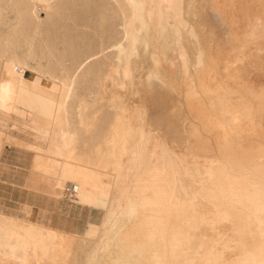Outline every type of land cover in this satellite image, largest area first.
<instances>
[{
  "label": "bare ground",
  "instance_id": "1",
  "mask_svg": "<svg viewBox=\"0 0 264 264\" xmlns=\"http://www.w3.org/2000/svg\"><path fill=\"white\" fill-rule=\"evenodd\" d=\"M209 1L228 20L213 46L184 0H0V110L45 140L0 134L102 210L80 234L0 213V264H264V0ZM132 71L141 103L116 89Z\"/></svg>",
  "mask_w": 264,
  "mask_h": 264
},
{
  "label": "rangeland",
  "instance_id": "2",
  "mask_svg": "<svg viewBox=\"0 0 264 264\" xmlns=\"http://www.w3.org/2000/svg\"><path fill=\"white\" fill-rule=\"evenodd\" d=\"M218 1L220 2L219 4L222 3V0H218ZM237 1H239V0H236V2ZM209 2H210L209 0H193V1L189 2L190 5L189 4L187 5L186 0H184L183 16L185 15L184 18L186 20L195 22L197 25L196 28L199 29L200 35L202 37L204 36L203 37L204 42L206 44H212V46H213V45H215V42L219 43V42H222L225 40V38L227 36V30L226 29L228 28L227 27L228 26V23H227L228 20L221 16L222 14H224L221 9L218 10L217 8H215V6H212ZM235 13H237V16L235 17V19L237 18L240 22H242L243 21V14H242L243 12L242 11H236ZM38 14L40 16H44L43 10L38 9ZM216 14H217V16H216ZM9 15H10V18L13 17L12 16L13 14L11 12L9 13ZM224 19H226L227 21ZM62 21H64V20H61V22ZM222 21H223V23H222ZM224 26H225V30H224ZM204 34L205 35L207 34V36H205ZM183 43H185L184 40H183ZM177 49L178 48L170 49L167 53L168 56L165 55L167 57V60L169 59L168 63L166 62V64L167 65L171 64L172 67L170 66V68H168L164 62H161V63L159 62L161 64L160 66H162L165 70H167V69H169L171 71L174 70L175 71V73H173L174 75H176L178 73L180 60H181L180 59L181 55H179L180 54L179 49L178 50ZM185 50L187 51L188 48H186V46H182V51H183L186 59H188V61L189 60L192 61L191 53L189 51L187 53ZM135 51H137V52H135V54L140 53L141 47L138 46L137 49H135ZM223 51H226V50H223ZM134 56L136 57L137 55H134ZM135 57L132 56V58H135ZM171 57L173 60L171 59ZM237 64L240 66V71H241L242 77H244L245 76V56L242 58V60L238 61ZM146 65L143 66L144 69H141L142 74H144L145 70L147 69ZM143 70H144V72H143ZM242 70H244V72ZM249 71L250 70H248V72H247V74L249 75V76L247 75L248 78L255 77V73H254L255 71H252V70L250 72ZM131 74L132 75H129L131 77L129 78L127 76V78H124V80H122L123 84L121 83V84L117 85L116 89H117V91L120 90L122 93H128L125 97V101L130 102V103H132V102L133 103L134 102L135 103H141L140 100L142 98V96H141L142 93L139 92L140 91L139 89L137 92H135L133 94L132 93L130 94L126 90L130 89V87L132 88L133 84L136 87H142L143 84H145V83L143 82V80L138 81V75H142V74H138L137 76H135V74H136L135 71H132ZM171 75L172 74H169V76H167V77L164 76L163 78L164 79L169 78V81H171L172 85L174 84V87L175 86H177V87L182 86V84L180 82H178L177 80L173 79L171 77ZM174 75H173V77H174ZM25 76H29V71H25ZM244 79H245V77H244ZM151 81L155 82V79L151 78ZM109 82L110 81H106V84H111ZM123 88H124V90H123ZM168 89L170 90V88H168ZM169 90H167V91L170 93ZM173 90H175V89L173 88ZM171 93L174 94V92H171ZM148 95L149 94H147L146 96L148 97ZM174 96L176 97V95H174ZM126 99H129L130 101L126 100ZM170 101H171V99L168 100L169 104L171 103ZM145 103H146V105H149V102H145ZM185 108L186 107L184 106L183 109H185ZM148 113L150 114L149 116H152V114L153 115L156 114V113H151V112H148ZM185 114L187 116H191V114L187 110H185ZM191 118L192 117H187V122ZM11 119H12V121L15 122L14 123L16 125V126L14 125L15 127H11V125H10ZM184 122H186V120ZM0 127L3 128L4 131L10 130L9 131L10 134H12V135L16 136L17 138L22 139L24 141H30L31 140V141H36L38 143H44V140H45L43 135L42 134L39 135V132L37 131V129L34 128L33 126H31L23 117H19V115L12 116V114L2 112L1 110H0ZM1 134H3V135H1ZM1 134H0V212L4 211V212H9V213L10 212L18 213L19 207L21 205H23L24 202H30L29 200H25V199H27V197H29L28 193H31V194H36V195H38V194L45 195L46 197L53 198V199L61 198L59 200L65 201V202L73 205V209H74L73 213L70 212L69 214H67L68 219H65L66 214L59 213V209L57 208V206H58L57 202L50 201L49 208L45 209V207H44L45 201L41 196H38L36 198L34 196L29 197L32 201L34 200L37 202V204L35 206V210L39 211V212L37 211L38 212L37 214L40 217H42L43 219L45 218V220L48 221V223H50L52 225V226H50L48 223H45V221L43 219H40L47 226H50V227L55 226L53 228L59 227L56 229L62 228L61 230L73 231V232L79 234L82 231V229L84 228L87 220L95 221V222L98 221V219L100 218L101 213H102L101 209L97 210V208H92V207L89 208V206H87V205H86L87 207L81 206L82 204L80 205L79 203L74 204V202L71 199L73 197V195H71L69 197V199H67L66 194H64L65 193L64 190H63L64 193L58 197H56L54 195L48 196L43 192L34 193L32 190H28L26 188V184L28 182V171L30 169L32 150L21 147V146L17 145L16 143L14 144V142H12V141L8 142L5 138V134L4 133H1ZM184 134H186V133L181 131V134H180L181 138H179L180 141L178 142L179 144L180 143L184 144V139H183ZM187 136L189 137V139L193 138V135H191V134H189ZM185 138H186V135H185ZM185 140H187V139H185ZM187 142L191 143L190 140L189 141L187 140ZM151 144H152L151 140H150V142L146 143L147 147H150ZM171 144H174V143L171 142ZM176 148H178V147H176ZM147 152L148 151L146 149V153ZM70 183H72V182L67 181L65 183V187L68 186ZM77 204H79V205H77ZM68 264H71V258H70Z\"/></svg>",
  "mask_w": 264,
  "mask_h": 264
},
{
  "label": "crops",
  "instance_id": "3",
  "mask_svg": "<svg viewBox=\"0 0 264 264\" xmlns=\"http://www.w3.org/2000/svg\"><path fill=\"white\" fill-rule=\"evenodd\" d=\"M29 150H31V149H29ZM33 162H34V152L32 151L30 169L28 171V182L26 184V188L28 190H32L34 193L43 192L48 196H51V195H54L56 197L61 196L63 194V192L62 191L60 192L58 185L54 184V186H51L50 183L47 181L48 176H46L41 171L33 169ZM66 182L67 181L64 182V184H63L64 186H65ZM28 194H29V197L34 196L35 198L38 196H41L45 201L44 202L45 203L44 204L45 209L49 208L50 201L57 202V205H58L57 208L59 209V213L66 214L65 219H68L67 214H69L70 212L73 213V210H74L73 205H71L65 201L59 200L61 198L53 199V198H48L45 195H41V194H38V195L31 194V193H28ZM29 197H27V199H25V200H29L30 202H24L23 205H21L19 207L18 213H12V212L9 213V212H4V211H2L0 213H3L5 215H10V216L21 217V218H23L29 222H32L34 224H39V225H42L45 227H49V228L55 227V226L50 227L52 225L50 223H48V221H46L45 218L43 219L42 217H40L37 214L39 212L38 210H35V206H36L37 202L34 200L32 201ZM72 201L74 202V204L79 203L80 205L82 204L81 206H86V204H83L80 202H75L74 200H72ZM79 204H77V205H79ZM89 208H90V206H89ZM92 208H95V207H92ZM98 209L99 208H97V210ZM101 212H102V210H101ZM101 216H102V213H101ZM101 216H100V218H101ZM100 218L98 219V221L100 220ZM40 219H43L45 221V223H48L50 226H47L46 224H44ZM98 221L95 222V221L87 220L84 228L86 227V225L88 223H97ZM56 228H59V227H56ZM56 228H53V229H56ZM61 229H57V230H61ZM83 229H82V231H83ZM61 231H66V230H61ZM66 232H69L72 234H77L73 231H66Z\"/></svg>",
  "mask_w": 264,
  "mask_h": 264
},
{
  "label": "built area",
  "instance_id": "4",
  "mask_svg": "<svg viewBox=\"0 0 264 264\" xmlns=\"http://www.w3.org/2000/svg\"><path fill=\"white\" fill-rule=\"evenodd\" d=\"M75 191V185L70 183L68 186L65 187L64 192L66 194V198L69 199L71 194Z\"/></svg>",
  "mask_w": 264,
  "mask_h": 264
}]
</instances>
